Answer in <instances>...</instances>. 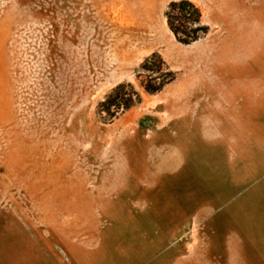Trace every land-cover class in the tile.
Listing matches in <instances>:
<instances>
[{
	"label": "rangeland",
	"instance_id": "obj_1",
	"mask_svg": "<svg viewBox=\"0 0 264 264\" xmlns=\"http://www.w3.org/2000/svg\"><path fill=\"white\" fill-rule=\"evenodd\" d=\"M174 1L0 0V264H264V0Z\"/></svg>",
	"mask_w": 264,
	"mask_h": 264
},
{
	"label": "trees",
	"instance_id": "obj_2",
	"mask_svg": "<svg viewBox=\"0 0 264 264\" xmlns=\"http://www.w3.org/2000/svg\"><path fill=\"white\" fill-rule=\"evenodd\" d=\"M168 25L176 38L184 44H192L203 35L208 33V28L202 25L201 10L190 0L174 1L169 5V10L166 13ZM142 72H147V81L144 82L146 91L150 94H158L165 87L172 83L175 79V73L170 70L164 59L158 53L153 54L148 58L141 67ZM127 87L121 84L115 92ZM141 100L139 94L134 93V96ZM124 108H130L135 100H125ZM104 106V105H103Z\"/></svg>",
	"mask_w": 264,
	"mask_h": 264
}]
</instances>
